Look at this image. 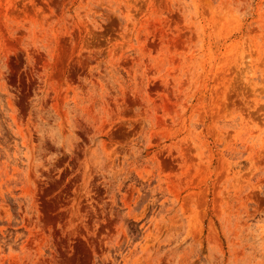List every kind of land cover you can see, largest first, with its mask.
<instances>
[{"label": "rangeland", "instance_id": "obj_1", "mask_svg": "<svg viewBox=\"0 0 264 264\" xmlns=\"http://www.w3.org/2000/svg\"><path fill=\"white\" fill-rule=\"evenodd\" d=\"M0 264H264V0H0Z\"/></svg>", "mask_w": 264, "mask_h": 264}]
</instances>
